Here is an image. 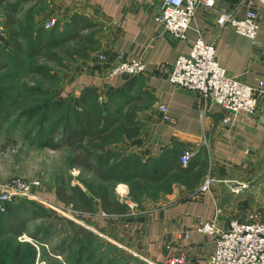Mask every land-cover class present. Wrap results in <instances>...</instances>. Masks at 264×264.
I'll list each match as a JSON object with an SVG mask.
<instances>
[{"label": "crops", "instance_id": "crops-1", "mask_svg": "<svg viewBox=\"0 0 264 264\" xmlns=\"http://www.w3.org/2000/svg\"><path fill=\"white\" fill-rule=\"evenodd\" d=\"M9 2L0 0V40L5 45L12 43L4 25V7ZM263 2L217 0L212 8L199 6L184 41L165 31L155 20L162 9L160 0L25 2L32 8L35 28L51 20H55L53 27L61 33L72 20L92 25L83 32L96 44L87 58H75L64 76L59 98L70 99L82 111L81 98L91 97L104 116L110 109L118 108L115 102L131 100L140 130L135 139L122 142L124 157H136L142 165H157L165 160L173 173L177 167L185 170L181 180L170 185L166 196L169 203L152 208L146 203L148 213L144 215L129 216L132 198L125 183L117 186L120 191L114 196L111 194L114 201L125 207L121 214L103 212L100 200L80 188L93 206L91 212H81L80 219L94 233L121 244L147 262L168 264L169 258L181 254L186 264H208L212 240L197 232L198 223L212 222L221 231L229 230L232 221L247 223L253 215L264 223V94L258 97L252 114L233 115L198 91L169 82L175 59L188 54L193 44L202 40L214 45L217 61L227 75L253 88L259 81L264 83ZM251 9L259 15L254 40L230 28L218 27L222 11L241 18ZM119 56L146 63L145 73L110 75L109 70L119 63ZM183 151L192 155L185 166L179 161ZM207 176L220 182L214 183L208 192H201L200 185ZM235 183H246L248 187L233 193ZM47 196L49 203L61 206L55 193Z\"/></svg>", "mask_w": 264, "mask_h": 264}, {"label": "rangeland", "instance_id": "rangeland-1", "mask_svg": "<svg viewBox=\"0 0 264 264\" xmlns=\"http://www.w3.org/2000/svg\"><path fill=\"white\" fill-rule=\"evenodd\" d=\"M14 1L19 2L15 19L20 21L25 12L32 8L27 7L30 4L24 0ZM23 27L26 26L16 27L15 30L22 34ZM42 27L50 31L54 29L53 26L45 28V23ZM20 42L24 46L28 41L21 39ZM11 47L12 44L5 45L0 40L1 50H11ZM69 49L66 47L52 52L57 55L55 62L36 57L33 64L27 61L20 70L11 69L9 62L0 59V66L5 67L0 70V188L19 179L34 184L32 191L39 198H19L12 202L18 204L20 200H26L34 205V208L31 205L34 211L22 213L26 227L25 233L18 238L10 235L6 225H3V230H0V264H149L121 244L94 233L80 219L81 212L70 203L58 200L65 210L49 203L47 195H53L60 188L67 190L70 195L72 188L86 189L84 183L96 185L99 182L94 171V159L90 157L91 168L74 166V159L84 153L81 149L74 151L65 141L67 123L76 124V114L81 111L70 99L59 98L60 89L65 83L64 76L75 63L66 54ZM61 103H65L62 110L55 111L52 108ZM117 112L122 113L119 109ZM47 137H51V141L58 145L55 149L42 146ZM122 145V142L105 146L99 142H86L82 144V149L88 155L101 153L107 148L124 153ZM119 184L109 182L103 185L114 196L120 191L117 188ZM166 196L168 194L163 190L148 189L139 196L138 202L130 198L129 216L148 213L144 206L146 203L151 208L167 205L169 200H166ZM72 212L76 218L70 216ZM33 213L45 217L34 219ZM58 218L76 224L93 237L73 236L71 226ZM50 223H61L62 228L58 226V229H50ZM81 245L87 253L80 255L78 261ZM13 253L16 255L13 256Z\"/></svg>", "mask_w": 264, "mask_h": 264}, {"label": "trees", "instance_id": "trees-1", "mask_svg": "<svg viewBox=\"0 0 264 264\" xmlns=\"http://www.w3.org/2000/svg\"><path fill=\"white\" fill-rule=\"evenodd\" d=\"M28 0H24L27 2ZM19 2L10 0L4 7L7 11L5 24L8 30V38L12 42L11 50L0 49V59L10 63L11 69L20 70L27 61L33 64L35 58L42 57L48 61H57V55L52 52H58L61 48L69 47L67 56L75 61V58L85 59L88 53L94 48L96 42L86 35L83 31L90 29L92 25L81 22L79 24L71 22L66 25L64 32H59L57 28L53 30L44 29V27H34L32 23L31 11H26L21 17L20 21L15 19V14L18 12ZM22 34L13 30L15 27H21ZM28 41L22 45L20 40ZM58 50V51H57ZM5 67L0 66V70ZM38 74L39 71L37 70ZM132 101L126 99L123 102H115L118 108L110 109L106 112V118H103L102 110L99 109L98 104L92 101L91 97L81 98L82 111L77 112L75 122H68L65 127V141L74 150H79L84 153L74 159L73 165L77 167L91 168L89 164L90 157L94 159V171L97 174L98 184L84 183L87 191L95 198L100 200L101 209L108 214H121L125 212V207L114 201L111 193L103 185L104 183L113 182L125 183L129 186L130 196L134 202H138L139 196L146 190H163L166 193L171 191V183L181 180L180 176L185 174V170L181 167L172 169L167 165L165 160H161L157 165L148 163L142 165L140 160L136 157H124L122 151H115L107 148L103 152H93L94 155L82 149V144L88 142L89 144L99 142L102 146L108 144H116L124 140H130L139 134L140 125L135 120L134 109L131 108ZM65 103L53 105L55 111L62 110ZM126 108V110H125ZM122 113H118L117 110ZM46 137V136H45ZM122 140V141H120ZM42 146L55 149L58 145L51 141V137ZM57 199L64 203H70L75 210L80 212H91L93 210L91 200L79 188H72L70 195L68 191L60 188L55 192ZM18 204L10 203L7 205L5 213L0 214V230H3V225H6L7 232L14 238H18L25 233V219L22 217L23 212H31V205L26 200H20ZM30 204V205H28ZM34 211V210H33ZM35 214V213H33ZM37 215V214H35ZM33 215V218L42 219V215ZM59 219V218H58ZM64 221L71 226L73 236L83 235L84 237H93V235L83 228L76 226L70 221H65L62 218L59 221ZM62 228L61 223L54 225L50 223V229ZM46 234V233H45ZM85 247L81 245L78 251V261L80 255L87 253ZM16 253H13V256Z\"/></svg>", "mask_w": 264, "mask_h": 264}, {"label": "built area", "instance_id": "built-area-1", "mask_svg": "<svg viewBox=\"0 0 264 264\" xmlns=\"http://www.w3.org/2000/svg\"><path fill=\"white\" fill-rule=\"evenodd\" d=\"M160 1L162 9L155 20L163 26L165 31L171 32L178 40L184 41L196 9L199 6L212 8L217 0ZM258 22L259 15L253 9L248 10L241 18L222 11L217 19L220 29L230 28L236 34L251 40L256 38ZM54 24L55 20H51L45 23V28H51ZM118 62L109 70L110 75L121 77L145 73L146 63L140 60L127 61L119 56ZM169 82L176 87L198 91L205 99L233 115L239 112L252 114L256 110L258 97L264 94L262 81H259L256 88H253L227 75L217 61L214 45L202 40H197L188 54L179 55L175 59ZM161 109L165 112L164 107ZM191 156L190 152L183 151L179 157L181 165H187ZM217 182L220 181L207 176L199 189L201 192H208L210 187ZM34 186V184H27L18 179L0 188V212H5L7 205L19 198L39 199L32 191ZM247 187L246 183H235L232 192L240 193ZM56 207L65 210L61 206ZM70 216L76 218L73 212ZM195 228L198 233L212 240V252L208 264H264V223L260 222L256 215H253L247 223L232 221L227 231L219 230L212 222L198 223ZM168 264H186V259L181 254L180 256L175 255L168 259Z\"/></svg>", "mask_w": 264, "mask_h": 264}]
</instances>
